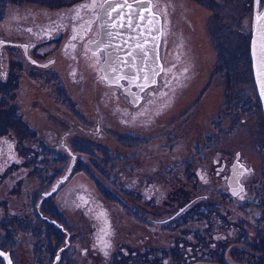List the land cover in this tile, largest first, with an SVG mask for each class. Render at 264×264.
Segmentation results:
<instances>
[{
	"label": "rangeland",
	"instance_id": "374dc122",
	"mask_svg": "<svg viewBox=\"0 0 264 264\" xmlns=\"http://www.w3.org/2000/svg\"><path fill=\"white\" fill-rule=\"evenodd\" d=\"M6 1L0 0V10L7 7ZM15 1L24 4L22 8L24 15L20 14L21 19H18L16 11L19 8L8 5L7 13L0 19V33L8 35L7 37L11 39H28L26 36L33 39L29 30L25 29L21 32L16 28L17 24L19 26L22 20L29 18L30 14L27 12L30 10L36 13L39 11V14H42L43 9L49 5L38 0ZM263 1L258 0L257 10L260 9ZM168 2L173 4L170 7L171 12H173L174 6L177 7L173 13V22L178 29L184 31L189 39L191 46L189 52L198 59L199 77L195 84L187 87L186 91L180 92L175 103L167 105L168 107L165 109L159 107V112L161 110L163 112L157 114L154 122L145 125V131L141 125L127 127L128 125L123 126L122 124L121 126L120 121L109 113L108 105H113V103L118 105L117 97H115L118 92L116 86L111 84V87H108L103 80L97 78L98 71L92 70L87 64L80 67L77 65L78 69L75 67L70 69L73 70L74 75H77L75 71L80 73L78 78L74 75L72 78L70 72L68 73L69 67H61L58 63L57 70H60L58 73L61 72L63 76L59 79L62 83L61 91L54 83L45 81L46 78V80L49 79V76H54V72L47 74L51 69L49 66L43 68L46 74L40 79V75L25 65L16 64L17 61L14 59L13 69L22 74L20 93L16 94V98L9 93V96L3 100L8 104L5 109L11 114L10 119L13 123L15 122V113L23 114L24 122L26 125L29 124L27 126L29 131L26 132L24 131L26 129H22L16 132L17 136L20 140L29 142V146L34 145L29 149L30 152L36 156H42L43 159V163L41 159L40 164L30 163V172L35 174L42 172L44 178L40 179L39 184L37 176H31L33 178L28 180L29 185L25 188L26 194H29L31 189L52 191L50 197V194L46 195V193L44 195L37 194V197L40 198L38 204H58L60 212L54 208L55 214L59 218L60 215H64L68 219L67 225L72 229H77V232L80 233V237L75 240L78 248L73 251L67 250L63 254L64 248L61 247L57 256L53 253L54 257L63 259V262L60 261L61 264H85V256L80 251L87 245L85 237L87 233L89 235L91 232H88V228L90 227L91 230L99 226L96 219L89 220L83 209L79 208L78 210L77 208L75 211L63 206L68 198L74 197L75 193L79 196L80 191L93 196V199L96 200L94 209L101 203L110 208V215L112 214L116 228V235L112 236V243L111 241L104 243L101 226L100 235L97 234L93 241V261L96 264H133L129 259L118 262L108 260L110 255L113 257L120 254L119 243L123 244V241L126 244L133 243L134 225L137 220L134 209L135 200L131 196L134 192L131 190L133 187L127 185L128 189L122 188V181L118 177L120 169L124 168L129 176L133 175V164L138 167L136 169L138 173L140 170L156 172L155 179L161 183L158 184L160 192L156 204L164 206L166 203L168 205L173 202L174 211L194 194L197 195L199 192L211 194L214 186L202 185V183L200 186L203 188L199 187L195 192H185L184 176L189 174L197 180L198 176L194 174L195 167L199 164L211 167L216 155L220 154V157L232 155L231 158H233L235 153L241 150L245 159L254 166L251 179L261 177L259 171L264 164L261 159L263 156L260 155L261 150L256 149L254 145L264 142V115L260 109L259 99L246 60L248 56V61H251L248 41L253 15V0H168ZM177 38L181 39L182 37L177 35ZM53 45L55 44H50L48 49L51 51L50 53L47 51L44 56L50 57L58 54L57 48H52ZM163 47L164 44L162 50H165L166 48L163 49ZM45 49L47 48L45 47L44 50L41 48V51H46ZM61 58L64 57L60 55ZM7 68L8 66H6ZM86 72L84 77L82 73ZM64 81L67 83L68 89L65 88ZM7 87L11 93L14 92V87ZM160 87L165 88L164 85H160L158 89ZM2 99L3 83L0 84V102ZM71 101L75 104L74 108L71 107ZM152 104L153 102L147 103V107H152ZM165 105L166 103H164ZM89 129L92 131L90 132ZM125 132L133 140L138 134L145 132L148 137L143 142L146 143L138 146L134 144V147H130L129 143L120 138V134ZM42 139L50 144L45 143L47 147L42 146L41 148L39 142ZM56 141L58 142L57 149L54 147ZM66 141L65 144L75 154V157L70 173L66 178H63L72 161V155L64 147ZM74 143L77 144L78 149L74 148ZM122 143H126L127 146ZM63 151L69 157L54 161L55 157H65ZM144 156L145 159H143ZM30 157L32 159L33 156ZM38 165L41 166V169L37 167ZM217 165L218 163H215L214 167L216 168ZM79 179L81 180L79 181ZM129 180L131 179H126V181ZM56 183L58 184L54 187ZM171 187L173 192L169 190ZM7 188L4 187L0 191V197ZM70 188L73 189V192L66 195ZM255 189L260 194V187H251L252 191ZM16 198L21 200V202L15 201L17 204L23 203L24 195L22 198L20 196ZM202 199L204 200L202 202L197 199L193 201L199 202L197 205L193 203L192 208L190 207L193 214L189 219H197L198 212H200L206 219L214 221V205L216 203L212 202V198H207L209 203L205 197ZM123 200H126V205ZM31 203L35 204L36 201H31ZM91 204L89 200L87 205L91 207ZM147 204L150 205L149 202ZM252 210L254 209L249 207L231 209L233 225L238 227V231L235 233L238 238H245L247 235L249 241L250 239L254 240V237L264 235V219L255 215ZM160 211L157 210V213ZM102 213L103 211H100V215ZM145 215V211L141 210L140 223L145 234H149L146 223L148 219ZM228 217L229 215L226 214L222 219L228 220ZM153 222L158 227L161 221ZM90 223L92 224L90 225ZM189 223L191 230L194 224L191 221ZM179 225L180 222L174 220V234L176 235L181 229ZM214 226L213 223L207 231H215L217 227ZM217 230H223L221 224ZM226 234L233 236L230 232ZM26 245L28 244H25L27 248ZM21 251L19 254L26 257V264L27 262L29 264L39 263L33 258L36 253L27 254ZM25 251L27 250L25 249ZM244 251V247L236 248L237 256L243 258L242 263L245 262L246 252L242 255L239 254ZM175 252V257L181 259V251H177L175 248ZM113 259L118 260L116 257ZM57 262L60 263L59 260ZM196 263L203 264L201 261Z\"/></svg>",
	"mask_w": 264,
	"mask_h": 264
},
{
	"label": "flooded vegetation",
	"instance_id": "af4514ba",
	"mask_svg": "<svg viewBox=\"0 0 264 264\" xmlns=\"http://www.w3.org/2000/svg\"><path fill=\"white\" fill-rule=\"evenodd\" d=\"M38 1L46 3L50 7L47 6V8L43 9L42 14H39V11L36 13L30 10V12H27L30 14L29 18L22 20L19 26L17 24L16 27L21 32L25 31V29L29 30V34L34 37L33 39L30 36H26L28 39H11L7 37L8 35L0 33V84L3 83V99L0 102L2 106L0 108V191L4 187H8L0 197V264H26V257L24 258L23 255L19 254L21 250L22 253H36L33 258L39 261L38 264H61L60 261L63 262V259L54 257L53 253L57 256V252L61 247L64 248L63 254L67 250L73 251L78 248L75 240L80 237L77 229H72L71 226L67 225L68 219L64 215H60L59 218L55 214L56 210L60 212L58 204H38L40 198L37 197V194L44 195L48 190L31 189L32 191L26 194L25 188L29 185L28 180L33 178L31 176H37L35 178L39 184L40 179L44 177L42 172L36 174L30 172V163L40 164L42 156H36L33 152H30L29 149L34 147V145L29 146V142L20 140L16 133L22 129H26L24 130L26 132L29 131L27 129L29 124L26 125L23 114L19 112L14 114L15 122L13 123L10 119L11 114L5 109L8 104L3 102L9 96V93L14 98L17 97L16 94L18 95V92L20 93L22 74L13 69L14 59L17 61L16 64L25 65L28 69L40 75V79L46 74L43 68L49 66L51 69L48 70L47 74L54 72V76H49L48 80H46L47 78L44 79L57 85L60 90L62 83L59 79L63 78V76L61 72L58 73L60 71L59 69L57 70L58 63L61 67H69L68 73L70 72L72 78L74 76L78 78L77 76L80 73L75 71L77 75H74L72 73L73 70L71 71L70 69H73V67L78 69L81 65L87 64L92 70L96 69L98 71L97 78L103 80L108 87H111L110 85L112 84L109 77L103 74L102 70V67L109 66L107 49L98 42L99 15L106 0ZM124 1L134 2L137 0ZM146 1L151 4L153 12H159L162 15L164 33L160 55L163 68L159 83L132 99L125 91L124 85L126 84L124 82L126 81L121 79L123 82L122 86L113 84L118 91L115 95L118 105L116 103L106 105L107 110L110 111L109 113L120 121L121 126L122 124L123 126L128 125L127 127L141 125L144 131L145 125L154 122L157 114L159 115L163 112V110L159 112V107L165 109L170 104L175 103L177 97L181 94L180 92L186 91L187 87L189 88L190 85L195 84L199 77L198 59L189 52L191 49L189 39L184 34V31L182 32V29H178L175 22H173V13L177 7L174 6L173 12H171L170 7L173 4H169L168 0ZM161 2L162 5H160ZM20 3H16L15 0H7L5 2L7 7L0 10V19L7 13L8 5L19 8L16 12L18 19H21L19 15H24V9H22L24 4ZM177 35L182 38L178 39ZM50 44H55L52 48H57L58 54L46 57L44 54L47 51L49 53L51 51L48 49ZM163 44V49L166 48L165 50H162ZM45 47L48 50L45 49L46 51L42 52L41 48L44 50ZM60 55L64 58L60 59ZM246 58L252 76L251 61H248V56ZM6 66H8L7 69ZM82 74L85 77L87 72ZM160 85H164L165 88L160 87L158 89ZM7 86H10V88L14 87V92L11 93ZM64 86L68 89L66 82ZM112 88L115 89V87ZM164 91L166 93L163 94ZM149 102H153L152 107H147ZM164 103H166L165 106ZM74 106L75 104L71 101V107L74 108ZM240 110L243 109L240 108ZM233 121L234 118L232 119V124ZM89 131L91 132L92 129H89ZM22 136L24 135L22 134ZM147 137L148 135L145 132L138 134L134 140L128 136L127 132L120 134V138L124 142L129 143L130 147H134V144L138 146L146 143L143 141H146ZM45 143L48 142L42 139L39 142V146L41 148L42 146L47 147ZM262 143L264 142L255 144L254 147L261 150L260 155L263 156L261 159L264 161V144ZM122 144L127 146L126 143ZM57 145L58 142L56 141L55 149H57ZM64 147L72 157H75V154L71 152L66 144ZM74 148L78 149L76 143H74ZM238 151L233 158H231L232 155L222 157H220V154L216 155L211 167L199 164L195 167L194 172L198 176L197 180L186 174L184 176L185 183L183 184L185 192H195L199 187L203 188V186H200L201 183L202 185L209 184L214 186V189L211 190L210 195L207 192L194 194L175 211L173 202L168 205L166 203L164 206L156 204L158 202L157 196L160 192L158 184H161L155 179L156 172L154 173L153 170H140L138 173L136 172L138 167L133 164V175L129 176L124 168H119L118 177L122 181V188L126 189L127 185H132L133 187L131 190L134 192L131 196L135 200L134 209L136 210L137 220L134 225V238L131 236L133 243L126 244L125 241H123V244L119 243L120 254L113 257L110 255L108 260L118 262L129 259L133 264H195V262L200 261L203 264H264V235L254 237V240L250 239L249 241L247 235L245 238H238L235 234L238 231V227L233 225V216L231 214V209L233 208L237 210V208L249 207L254 209L252 211L255 212V215H259V217L264 219V164L259 171L261 177L251 179L254 166L245 159L241 150ZM130 152H132L131 149ZM30 156H33L32 159ZM67 157L69 156L65 153V157H55L54 161ZM76 158L78 157L76 156ZM143 159H145V156ZM215 163H218L216 168L214 167ZM37 167L41 169V166L38 165ZM126 179L131 180L126 181ZM252 186L254 188L260 187V194L256 192L258 191L256 189L252 191ZM206 188L209 190L208 187ZM169 190L173 192L172 187ZM71 192H73L72 188L68 190L66 195H70ZM23 195V203L17 204L15 201L21 202V200L16 197L20 196L22 198ZM203 197L208 203L207 198H212V202L216 203L214 205L215 209L213 208L216 214H214V221L206 219L200 212H198L197 219H189L190 215L193 214L190 207L192 208L193 203L197 205L199 201H204ZM196 199L199 201L193 202ZM30 200L36 201V203L32 204ZM89 200L92 203L91 207L87 205ZM95 201L92 195L80 191L79 196L75 193L74 197L68 198L66 203L63 204V206L75 211H77V208L78 210L81 208L85 211L89 220L94 218L99 222V226L96 229L92 228L90 230V227L88 228V232H91L89 235L87 233L85 237L87 245L81 248L80 253L85 256V264H96L93 261V241L97 234L100 235L101 226L105 239L104 243H109L110 241L112 243V236L116 235L110 208L101 203L94 209ZM123 202L125 205L127 204L126 200H123ZM148 202L150 205L147 204ZM85 205H87L86 208H84ZM141 210L145 211V216L148 219L146 223L149 234H145V230L141 227ZM157 210L161 211L157 213ZM100 211H103L101 215ZM226 214L229 215L228 220L222 219ZM158 220L161 222L157 227L153 221ZM174 220L180 222L179 226L181 229L177 235L174 234ZM189 221L194 224L191 230L189 229ZM213 223L214 227H217L215 228L216 230L207 231ZM220 224L223 230L218 231ZM227 232L232 233L233 236L227 235ZM109 234L110 236H107ZM25 244H28L26 245L27 248ZM22 245L23 247H21ZM241 247H244L245 251L239 255L246 252L244 263L241 262L243 258L237 256L236 252V248ZM175 248L177 251H181V259L175 257ZM114 257H117L118 260L113 259ZM56 258L58 259L55 260ZM58 260L60 263L57 262ZM108 260L107 263L109 262ZM172 260L174 261L172 262ZM27 264L29 263L27 262Z\"/></svg>",
	"mask_w": 264,
	"mask_h": 264
},
{
	"label": "water",
	"instance_id": "95a60500",
	"mask_svg": "<svg viewBox=\"0 0 264 264\" xmlns=\"http://www.w3.org/2000/svg\"><path fill=\"white\" fill-rule=\"evenodd\" d=\"M257 3L258 0H253L249 53L256 93L264 114V1L259 10ZM99 30L98 42L107 47L109 55V66L103 70L111 83L121 84L120 78H126L129 81L127 92L134 85L137 87L135 94H138L156 82L162 68V16L152 11L149 2L106 0L99 15ZM145 61L150 65L144 64ZM135 94L131 93L133 97L137 96ZM73 163L74 157L63 178L68 176Z\"/></svg>",
	"mask_w": 264,
	"mask_h": 264
},
{
	"label": "snow or ice",
	"instance_id": "6c2138e0",
	"mask_svg": "<svg viewBox=\"0 0 264 264\" xmlns=\"http://www.w3.org/2000/svg\"><path fill=\"white\" fill-rule=\"evenodd\" d=\"M260 19H261L260 17H257V21H260Z\"/></svg>",
	"mask_w": 264,
	"mask_h": 264
},
{
	"label": "trees",
	"instance_id": "16d2710c",
	"mask_svg": "<svg viewBox=\"0 0 264 264\" xmlns=\"http://www.w3.org/2000/svg\"><path fill=\"white\" fill-rule=\"evenodd\" d=\"M116 259H118V258L116 257Z\"/></svg>",
	"mask_w": 264,
	"mask_h": 264
}]
</instances>
